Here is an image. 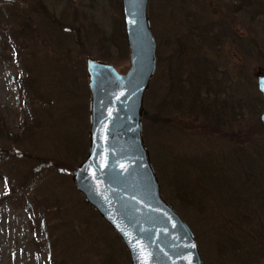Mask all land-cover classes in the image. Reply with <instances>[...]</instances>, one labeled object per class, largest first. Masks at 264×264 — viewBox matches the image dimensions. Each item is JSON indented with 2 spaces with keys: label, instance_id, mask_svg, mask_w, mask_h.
<instances>
[{
  "label": "rangeland",
  "instance_id": "1",
  "mask_svg": "<svg viewBox=\"0 0 264 264\" xmlns=\"http://www.w3.org/2000/svg\"><path fill=\"white\" fill-rule=\"evenodd\" d=\"M255 1L147 3L155 71L141 136L161 197L190 228L201 264H264V239L227 241L229 206L200 178L218 154L264 140L254 83L264 72V0ZM127 53L120 0H0V264H129L70 180L87 150L84 58L121 72ZM218 98L234 105L225 124L212 117ZM240 99L254 106L237 108Z\"/></svg>",
  "mask_w": 264,
  "mask_h": 264
},
{
  "label": "water",
  "instance_id": "2",
  "mask_svg": "<svg viewBox=\"0 0 264 264\" xmlns=\"http://www.w3.org/2000/svg\"><path fill=\"white\" fill-rule=\"evenodd\" d=\"M148 0H120L128 66L86 56L87 150L70 172L75 190L114 231L129 264H201L194 236L161 197L141 136L142 99L155 71ZM263 109L264 72L255 75Z\"/></svg>",
  "mask_w": 264,
  "mask_h": 264
},
{
  "label": "trees",
  "instance_id": "3",
  "mask_svg": "<svg viewBox=\"0 0 264 264\" xmlns=\"http://www.w3.org/2000/svg\"><path fill=\"white\" fill-rule=\"evenodd\" d=\"M248 3H250V0H238V5L249 6ZM238 5L236 8L239 9ZM246 13L252 14L248 10H246ZM225 27L224 25L218 26V35L220 31H225ZM223 35L229 36L227 33ZM256 98L258 104L263 105L262 100L259 97ZM235 103L236 107L241 109L245 107L249 110L254 106L252 100L248 106L241 99L235 101ZM233 108L234 105L232 103L228 104L226 100H219L218 98V114H212V117L214 120L218 118L220 123L225 124L230 117L229 111ZM204 112H207V110L204 109ZM259 134L264 135V132L260 131ZM206 163L205 161L203 165ZM201 168L200 178L202 184L212 191L218 189V195L225 205L229 206L227 208L230 211L226 213L229 221L227 241L235 247L236 245L244 246L247 243L252 244L258 240L257 245L262 246L261 240L264 239V227L259 226V222L264 221V140H256L252 145L249 144L247 146L238 145L235 150L233 149L227 154H223L220 157L218 154V165L216 167L200 166ZM228 174L232 175L233 180L229 179ZM227 175L228 178H226ZM196 181L197 187L199 183L197 178ZM177 185L182 187L181 183ZM2 198L3 196L0 197V201ZM250 204L255 205L256 211L246 212V209L250 208Z\"/></svg>",
  "mask_w": 264,
  "mask_h": 264
}]
</instances>
